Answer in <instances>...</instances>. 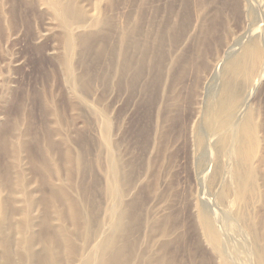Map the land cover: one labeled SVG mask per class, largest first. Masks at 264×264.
<instances>
[{"label":"rangeland","instance_id":"1","mask_svg":"<svg viewBox=\"0 0 264 264\" xmlns=\"http://www.w3.org/2000/svg\"><path fill=\"white\" fill-rule=\"evenodd\" d=\"M1 1L6 13L18 8ZM103 8L108 31L99 37L109 35L116 51L115 32L126 28L131 64L123 73L88 56L91 74L78 48V89L61 68L65 34L51 11L35 4L3 27L0 149L5 139L11 150L0 152V174L11 184L0 179V264L6 240L22 260L23 225L28 236L45 221L59 233L42 202L58 177L84 215L76 222L66 203L61 226L73 238L60 243L59 264H76L98 231H110L111 209L125 211L131 264H264V0H105ZM204 218L223 232L222 256L207 248Z\"/></svg>","mask_w":264,"mask_h":264},{"label":"bare ground","instance_id":"2","mask_svg":"<svg viewBox=\"0 0 264 264\" xmlns=\"http://www.w3.org/2000/svg\"><path fill=\"white\" fill-rule=\"evenodd\" d=\"M18 1L20 3V0H9V3L14 6L18 3ZM24 2L25 5L22 10L20 8L21 6L18 3V8H20L19 10L23 11L24 8H26L23 12L27 14V10L29 11L30 8L33 9V6L36 4V6L39 9L41 8V10L44 9L45 11H51L55 22L58 24V27L63 30L65 34L63 47L66 52L65 57H63L60 62L61 68L64 70V73L73 83V86H75V88L78 89L80 83L79 77L76 76V68L73 60V58H75V56L77 55L76 53L78 48L81 49V62L87 72L91 73L93 70L87 61L88 56H91L95 61L97 60V58H106L103 63L104 67L105 65H107L106 68L112 66L114 68L117 62V64L120 65L123 73L128 70L131 61L128 58L129 33L127 32V30H125L126 28H121L115 32V36L118 40V49L116 51H114V48L112 50L110 44L107 43V37H110L109 35L99 37V35H103L105 31H108V19L105 16V9L103 8L105 0H93V3L91 2L90 6L88 7L82 6L81 4L77 3L76 0H37V3H34V1L31 0H24ZM6 4H8V1L7 3H5L0 0V35L2 34L3 27L5 25H8L9 28L16 25V20H14V18L18 13L16 14L15 12H19L18 8H10L7 13L4 12L5 10L3 11L2 8L5 7ZM19 18L22 17L19 16ZM28 18L29 16L25 18V22H27ZM15 19H17V17ZM17 21H19V19H17ZM57 115L58 111H55L54 116ZM44 140L45 143H50L49 129H47L44 134ZM1 142L0 152H2V154L4 153L5 155L6 152L11 150L9 146L10 144L5 139ZM26 147L27 146L24 147V145H21L19 147L16 146L15 148L19 150ZM33 159H35V157L32 158V161L36 163L37 161H34ZM42 168H40L39 166V169L42 170ZM44 170L46 172V177L49 178L47 174V171H49L48 158L44 163ZM0 172H2L1 167ZM117 173L118 168L114 167L112 172L114 179H117ZM0 179H3L6 183L11 184V179L7 172L0 174ZM45 181L47 182L46 178ZM48 189V194L43 195L42 202L45 205L51 206L53 208L59 225H57L59 233H56L53 225L49 223L48 226L45 221L43 223L44 231L42 233L38 234L37 236H28L26 230L27 228H29V225H23V231L21 233L22 238L19 243V246L24 253V255L21 257L22 260L18 261L16 257L13 256V253L9 249V241L6 240L5 249L7 250V264H59V253L57 250L59 247H61L60 243L64 241L68 245L73 238V234H71L69 230L63 229L61 226L66 220V203L69 205V212L73 215L76 222L78 221V219L82 217L84 218V215L80 210V208L82 209V204L79 201H75L66 196V190L61 178H56V181L53 183L52 187L49 185ZM114 191L116 192V190ZM113 198L119 197H110V199ZM107 216L109 217V225L107 226L110 227V231L107 232L106 228L103 231H98L96 233L97 235H95V238L92 241L93 244L87 247L82 255H79L80 257L77 259L76 264H131V258L134 257L136 246L133 245V242L130 243L129 241L125 243V246H122L121 243V233H123V229H126L128 225L127 223H125V211L111 209ZM230 219L232 218L230 217ZM2 220L5 219L2 218ZM202 222L207 227V233L210 242H207V248L210 249L212 247V250L218 256H222L220 254V249H222L223 246L225 247L226 243H221L219 238L220 234H222L223 232H217L214 224L207 218H204ZM90 224L91 223L89 221L87 223V226ZM34 242H38V244L43 245L44 249L42 253H38L33 249V245L36 244ZM68 252L71 256H73L77 251L73 245H69ZM232 260V264H239L237 261H235V258ZM219 264H228V261H224L222 259Z\"/></svg>","mask_w":264,"mask_h":264}]
</instances>
